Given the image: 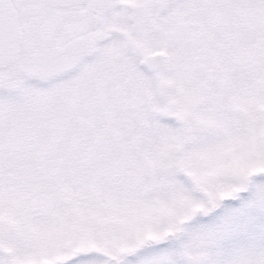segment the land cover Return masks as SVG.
Listing matches in <instances>:
<instances>
[{"label":"snow or ice","instance_id":"snow-or-ice-1","mask_svg":"<svg viewBox=\"0 0 264 264\" xmlns=\"http://www.w3.org/2000/svg\"><path fill=\"white\" fill-rule=\"evenodd\" d=\"M0 264H264V0H0Z\"/></svg>","mask_w":264,"mask_h":264}]
</instances>
